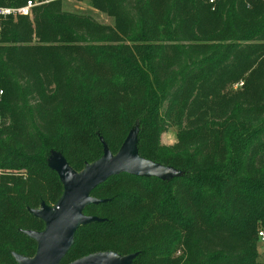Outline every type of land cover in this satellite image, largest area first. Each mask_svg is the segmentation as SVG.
<instances>
[{"label": "trees", "instance_id": "1", "mask_svg": "<svg viewBox=\"0 0 264 264\" xmlns=\"http://www.w3.org/2000/svg\"><path fill=\"white\" fill-rule=\"evenodd\" d=\"M90 1L114 24L62 0L0 20V264L37 252L26 231L46 223L33 210L64 192L52 153L81 172L131 133L174 174L95 187L103 201L84 212L100 220L60 264L110 251L130 264H264V0Z\"/></svg>", "mask_w": 264, "mask_h": 264}, {"label": "water", "instance_id": "2", "mask_svg": "<svg viewBox=\"0 0 264 264\" xmlns=\"http://www.w3.org/2000/svg\"><path fill=\"white\" fill-rule=\"evenodd\" d=\"M134 135V141L130 137ZM136 135L131 133L116 154L107 146L101 159L88 164L78 172L74 170L64 156H60L57 166L52 167L58 172L64 192L54 209L42 204L33 213L41 217L46 227L43 231H26L37 243V252L33 257L15 254L20 264H60L74 242L77 229L93 221L100 220L95 215L85 214V208L103 201L92 196V190L105 182L109 177L129 173L132 175H157L156 165L138 156L136 150ZM134 147V148H133ZM134 254L118 255L115 252H98L89 254L69 264H130Z\"/></svg>", "mask_w": 264, "mask_h": 264}, {"label": "rangeland", "instance_id": "3", "mask_svg": "<svg viewBox=\"0 0 264 264\" xmlns=\"http://www.w3.org/2000/svg\"><path fill=\"white\" fill-rule=\"evenodd\" d=\"M62 5H63V9L66 11L91 16L92 18L99 21L100 23L113 25L115 22L114 18L112 16H109L108 14H106V13L102 12L101 10H99L98 8H96L91 3L90 0H62ZM176 132H177V129L175 126L170 127L166 132H164L162 134L161 143L162 144H173V143H175ZM130 140H131V142L134 141V135H131ZM136 150H137V148H136ZM104 152H105V148H104ZM111 152L113 154L117 153V152L115 153L114 151H111ZM137 153H138V151H137ZM137 155L140 156L141 158H143L144 160H146L147 162L156 165L157 166L155 168L156 171L160 172V174H162V176L168 177V176H171L174 174V171L172 170L171 167L152 162V161L142 157L139 153ZM60 156H63L60 152H53L51 157H50V163L56 167L57 163L60 159ZM48 207L51 209H54L56 207V204L50 205ZM260 230L264 231V229H262V228H260L259 231ZM258 236H259V234H258ZM258 253H259L258 259L260 261L264 262V245L261 244L259 238H258Z\"/></svg>", "mask_w": 264, "mask_h": 264}, {"label": "built area", "instance_id": "4", "mask_svg": "<svg viewBox=\"0 0 264 264\" xmlns=\"http://www.w3.org/2000/svg\"><path fill=\"white\" fill-rule=\"evenodd\" d=\"M52 0H26V3L21 6H6L0 4V20L3 18H7L9 16H18V15H32L33 8L48 3ZM210 2L214 3V0H210ZM237 87V86H235ZM3 94V89L0 86V102ZM1 121V120H0ZM259 239L261 244L264 245V231H259Z\"/></svg>", "mask_w": 264, "mask_h": 264}]
</instances>
